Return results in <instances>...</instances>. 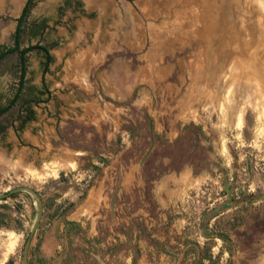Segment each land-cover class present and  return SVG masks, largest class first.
<instances>
[{"label":"rangeland","instance_id":"rangeland-1","mask_svg":"<svg viewBox=\"0 0 264 264\" xmlns=\"http://www.w3.org/2000/svg\"><path fill=\"white\" fill-rule=\"evenodd\" d=\"M22 26L61 59L40 95L27 54L0 116V195L43 206L29 264H264V0H32ZM20 64L0 61V107ZM37 212L0 200V264Z\"/></svg>","mask_w":264,"mask_h":264},{"label":"crops","instance_id":"crops-1","mask_svg":"<svg viewBox=\"0 0 264 264\" xmlns=\"http://www.w3.org/2000/svg\"><path fill=\"white\" fill-rule=\"evenodd\" d=\"M25 3H26V0H0V40H2L0 42L1 43L0 50H2L3 48L13 47V45H14V34H15L16 27H17V19L19 18ZM5 16H8V18H5ZM26 16L24 17L23 22H25ZM23 22H22V24H23ZM22 24L20 26L21 33L23 31ZM21 33H20V35H21ZM20 37H19V49H18V51L14 52V53H18V55H19V52L22 49H24V48H27L29 46H38V47L43 48L46 51L47 55L51 57V60L48 63V66H47L48 70H52L55 67L59 68L58 63H60L61 59H59V56L56 54V52H60V50L56 49V46H57L56 44L55 45H50V46H47V45H44V44H35V45H29V46L22 47L21 46V41H20L21 38ZM35 37H37V36H35ZM77 37L79 39L82 38V36L80 34L77 35ZM9 42H11V45H8ZM93 45L96 46V43L93 44ZM33 51H36L39 54L43 55L44 60L42 62V68L44 69V66L47 63L45 53L43 51H41V50H38V49H35ZM33 51H30V52L25 54L24 65L26 64V55L31 53V52H33ZM93 51H95V49L93 50L92 48H89V49H83L79 53L80 54L81 53H90V52H93ZM103 51H105V46L103 48ZM61 53H65V52H61ZM8 55H10V54H8ZM63 62H65V61H63ZM64 67L66 68V65L62 64L61 69L64 68ZM43 79H44V75H43ZM44 84L46 85L45 79H44ZM47 95H48V93H47Z\"/></svg>","mask_w":264,"mask_h":264},{"label":"trees","instance_id":"trees-1","mask_svg":"<svg viewBox=\"0 0 264 264\" xmlns=\"http://www.w3.org/2000/svg\"><path fill=\"white\" fill-rule=\"evenodd\" d=\"M31 3H32V0H26V3H25V5H24V7L22 9V12H21L19 18L17 19V27H16L15 34H14V45H13V47L3 48L2 50H0V61L6 55L12 54V53L18 51V49H19V37H20V33H21L20 26H21V24L23 22L24 17L28 13V10L30 8ZM35 49L41 50V51H43L45 53L47 63L44 66L43 75L48 71V67L47 66H48V63L51 60V57L47 55L46 51L43 48L38 47V46H29L27 48L22 49L19 52L20 62H21V64H20L21 65L20 80H19V83L17 85L16 91H15L13 97L8 101L7 105H5L3 107H0V116L2 114H4L6 111H8L13 105H15V103L18 100V98L20 97L21 91L23 89L24 76H25V73H26V68H25V65H24V62H25V54L28 53V52H30V51H33ZM42 83H43L42 85H43V89L44 90H43L42 93L40 92V95H43L44 93L45 94L48 93L47 92V86L44 84L43 77H42ZM40 101L41 100L37 98V100H34L32 102L35 103V104H38V103H40ZM27 105H28V102H25L22 105V107L24 109V119L21 122V124L16 128V134H17L18 139H21V137H20L21 133L20 132H22L23 129L25 128V124L28 123V122H32V121L35 120V113H34V111L30 107H27ZM11 196H13V195H11ZM65 224H67V222ZM6 264H13V261L10 259V260H8V262Z\"/></svg>","mask_w":264,"mask_h":264},{"label":"water","instance_id":"water-1","mask_svg":"<svg viewBox=\"0 0 264 264\" xmlns=\"http://www.w3.org/2000/svg\"><path fill=\"white\" fill-rule=\"evenodd\" d=\"M151 148H152V144H151L148 152L141 159V161L139 163V166L142 165V163L144 162L145 158L148 156L149 152L151 151ZM120 188H121V179H119V177H118L117 181H116V184H115V188H114L112 197H111V208L113 207V205H114V203L116 201V198H117V195H118V193L120 191ZM21 191L28 192L29 194H31L35 198V201L37 203V209H38L36 221H35L34 226H33L32 230L30 232V235H29L28 239L26 240V242L24 244L23 251H22L23 264H29L28 260H27V255H26L27 254V248H28L29 242H30L34 232L38 228L39 222H40L41 217H42L43 206H42L41 198H40L39 194L36 193L32 188L22 186V187H18V188H15L13 190H10V191H8L5 194L0 195V200H4V199L10 197L11 195H13L14 193L21 192Z\"/></svg>","mask_w":264,"mask_h":264},{"label":"flooded vegetation","instance_id":"flooded-vegetation-1","mask_svg":"<svg viewBox=\"0 0 264 264\" xmlns=\"http://www.w3.org/2000/svg\"><path fill=\"white\" fill-rule=\"evenodd\" d=\"M20 95H21V94H20ZM18 99H19V98H18ZM17 101H18V100H17ZM16 103H17V102H16ZM16 103H15V105H16ZM15 105H13V106H15ZM13 106H12V107H13ZM12 107H11V108H12ZM11 108H10V109H11ZM20 109L22 110V112H21V116H20V118L22 119V120H21V122H22L23 119H24V109H23V107H20ZM21 122H20V124H21ZM28 123H31V122H28ZM28 123H26V124H28ZM20 124H19V125H20ZM26 124H25V125H26ZM19 125H18V126H19ZM18 126L15 127V135H16V137H17V134H16V128H17ZM17 138H18V137H17ZM19 140H20V139H19ZM8 146H9V145H8ZM8 146H7V147H8Z\"/></svg>","mask_w":264,"mask_h":264}]
</instances>
